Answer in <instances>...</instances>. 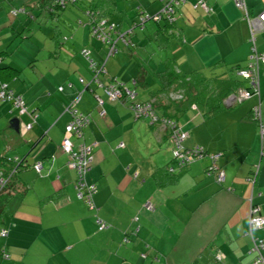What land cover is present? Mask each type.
<instances>
[{"label":"crops","instance_id":"obj_1","mask_svg":"<svg viewBox=\"0 0 264 264\" xmlns=\"http://www.w3.org/2000/svg\"><path fill=\"white\" fill-rule=\"evenodd\" d=\"M83 1L89 7L92 0ZM203 1L207 8L194 7L197 0L181 2L169 29L164 28L161 17L141 27L140 40L146 45L140 49L143 61L137 69L124 55L111 60L98 38L83 40L81 49L88 48L92 60L104 66L105 74L100 76L104 83H124L134 90L142 86V92L135 91V101L151 99L160 88L154 70H162L167 59L180 72L226 74L243 80L241 88H245L247 80L237 75L241 68L236 69L247 65L252 47L244 11L232 0ZM120 2L114 0L112 12L102 11V15L124 30L142 6L126 17L127 9H121L125 5ZM245 5L251 16L264 10V0H245ZM161 7L160 0H150L146 10L154 13L147 14L154 17ZM80 21L90 32L87 22ZM254 38L253 47L264 53V30ZM66 48L62 51L69 57L64 58L66 63L59 59L61 51L49 55L56 66L58 62L63 66L40 75L33 63L28 64L22 70L26 76H22L21 67L2 64L6 53L0 51L4 54L0 66L17 71L5 83L22 97L25 106L21 110L0 100V157H23L28 163L14 175L22 193L10 196L1 217L0 229L6 228L7 235L0 234V249L4 247L8 254L1 263L251 264L252 241L247 233L251 193L253 203L264 214V146L251 109L260 106L264 119V62L259 70L260 96L252 94L208 117L194 105L178 113V125L188 133L181 142L183 148L199 145L207 153H220L217 165L225 174L221 184L214 173H208L207 155L168 172L174 148L169 128L135 117L129 101L110 100L103 87L90 82L89 92L83 91L76 105L89 119L83 139L78 141L96 142L85 177L95 186L94 208L90 209L75 195L77 173L69 166L60 143L71 118L65 107L84 88L78 79L88 82L92 72L81 53L72 46ZM140 68L146 71L145 84L134 83ZM96 96L103 100L101 105ZM157 110L158 115L176 112L170 106ZM99 111L104 114L100 116ZM13 116H23L25 125L30 123L29 128L24 126L25 136H17L9 128ZM38 162L43 167L40 173L33 168ZM257 166L252 183L249 176ZM99 220L105 228H98ZM253 234L264 238V227ZM217 253L223 255L221 260L215 258Z\"/></svg>","mask_w":264,"mask_h":264},{"label":"built area","instance_id":"obj_2","mask_svg":"<svg viewBox=\"0 0 264 264\" xmlns=\"http://www.w3.org/2000/svg\"><path fill=\"white\" fill-rule=\"evenodd\" d=\"M162 2V7L160 12H168L173 14L176 8L184 0H160ZM234 5L244 11V17L248 22L250 30L249 40L252 43L251 53L249 60L245 68L237 70V74L242 76L247 80V87L240 88L237 93L232 94L228 100V104L236 103L250 97L252 94H257L260 96L259 89V70L260 64L264 62V53H259L253 47L254 35L258 31L264 30V10L260 11L257 15L251 16L245 5V0H232ZM203 6L206 7V3L203 0H197L194 7ZM93 15V14H92ZM92 18V17H91ZM154 19L160 18V13L153 17ZM144 18H141V21ZM93 26V33L101 39L104 43L108 45L107 56H113L118 52L117 42L121 41L125 46L129 45V39L126 38L128 33H131L132 28L126 29V31L120 32L117 37H113V33L117 31V23L109 21L107 19L103 20H91ZM81 53L89 62V67L92 72V80L90 82H96L98 86L103 87L104 93L110 100H127L129 101V107L133 111L134 116L141 119H146L150 124L158 121L157 116L154 114L149 103L135 101L136 92L134 89L127 87L124 83L119 82H109L101 80L100 76L105 74V69L103 65L98 66L90 57V51L88 49H82ZM1 61V58H0ZM84 82L83 79H80ZM89 82V83H90ZM89 85V84H88ZM61 89V87H59ZM81 92L78 91L73 99L66 105L65 110L69 112L71 118L66 124L64 129L63 139L60 143V147L68 155V164L76 171V179L74 182L75 195L79 199H83L90 209L94 208V203L92 201V195L95 192V186L93 184L87 183L85 177L87 172L91 168L92 164V154L93 149L96 146V142L91 144H86L83 141H78L83 138L84 129L89 121L87 115L80 112L76 105L80 99ZM98 104L101 105L103 100L97 97ZM0 99L10 102L12 107L19 108L23 110L25 108L23 99L20 95L15 94L12 90L8 89L7 84L0 80ZM103 111H99V115L102 116ZM251 117L255 120L259 127V139L261 145H264V119L261 117L260 106H255L251 109ZM163 125L171 126L173 129L171 131V139L174 143V148L172 150V156L175 160L177 166L185 165L194 159H197L206 154V150L202 146H193L190 148H183L181 142L188 136V133L182 130L179 126L174 125V123L162 122ZM30 123L25 125V128H29ZM264 154V152H262ZM212 160V169L216 171L217 181L223 182L225 179L224 172L217 168L216 160L219 158L220 153H210L208 154ZM9 160L15 161V166L12 171L6 175L0 170V189L8 181V178L16 172L19 168L22 159L18 156L9 157ZM33 168L40 173L42 170V165L40 162L33 164ZM173 170V167L169 168ZM258 166L256 167L257 172ZM256 172L251 174L249 180L254 183ZM250 213H249V228L247 233L251 237L252 245L250 248V253L253 254L251 264H264V254H262V249H264V238H259L254 236L253 232L261 227H264V214H261L260 207L258 204L253 203V195L251 193L249 198ZM99 228H105V223L98 221ZM0 234L2 236L7 235V229L1 228ZM8 254L4 247L0 249V264L3 259H6ZM223 255L217 253L215 258L221 260Z\"/></svg>","mask_w":264,"mask_h":264},{"label":"trees","instance_id":"obj_3","mask_svg":"<svg viewBox=\"0 0 264 264\" xmlns=\"http://www.w3.org/2000/svg\"><path fill=\"white\" fill-rule=\"evenodd\" d=\"M77 1L78 0H35V1H32L31 3H28V4L27 3L20 4L18 10L22 11L23 13H26V15L31 17V18L34 17L32 14L33 11L36 12L37 16H41V15L45 14L49 18H55L60 14L61 10L67 8L68 6L75 5L77 3ZM114 4H115L114 0H92L91 5L84 9V13L87 17L86 22L90 26L89 28H90V32H91L92 36L98 38L96 36V34L93 33V26H92L91 20L92 19H94V20L107 19V17L103 16L102 13L107 12V14H110V12H112V8H110V5H114ZM161 4H162V2H161ZM105 5H107L106 11L103 10V7ZM14 10L15 11H13V14H16L17 13L16 9H14ZM142 13H143L142 10H141V12L138 13L140 16V21L138 22L135 19L130 24V26L128 27V28H132L131 33H128L126 35V38L129 39L130 41H129L128 46H125V45L124 46L130 50H132L136 46V43L132 38L134 28H136L137 26L142 27L146 23L147 20H154L152 15L149 16L146 13V15L143 17ZM142 17L144 19L141 21ZM160 17H161V19H163V21L165 20L164 28L169 29V25L171 24L172 19H173L172 14L162 11V12H160ZM107 20H109V19H107ZM81 22L82 21H80L79 23L81 24ZM123 31H126V29L122 30L120 27V24H117V31L115 33H113V37H117L120 34V32H123ZM165 32H166V30H165ZM99 40H101V39H99ZM120 42L121 41H118L117 45ZM82 49H88V48H82ZM81 50H80V53H81ZM2 55H4L3 52H0V58H1L0 64L2 63V59H3ZM242 67L245 68L244 66H242ZM242 67H238L236 69H239ZM231 70H233V69H231ZM16 72L17 71L15 69H12L11 67H8V66H2L1 67L0 66V80L2 82H5L9 77H11L12 74H14ZM145 73H146L145 69L140 68V73H139V75H137L135 77L134 83L136 82V83L145 84V80H144ZM154 75L161 82L160 88L156 92L152 93L151 99L146 100V101H139V102H146V103L150 104L151 109L153 110L154 114L157 116V119H158L157 122L151 123V124H160V125L165 120L166 122L171 121V123H174V125L179 126L178 122H177L178 113L185 111L187 108H189L192 105H194L196 108L203 111L204 115H206L207 117L212 116L215 113L221 111L226 106L227 107L233 106L234 103L228 104L227 100L232 94L238 92V90L242 86V83L244 82L243 80H241L239 78H236V77L233 78V77L227 76L226 74L205 75L202 72L183 73V72H180L176 69V66L173 64V62L170 59H167L165 61L164 67L162 70H154ZM243 79H245V78H243ZM8 89H10V88L8 87ZM160 97H162V98L164 97L166 99V102H164L165 104L162 102V99ZM1 101H4V100H1ZM4 102H7V101H4ZM8 103H10V102H8ZM10 105H11V103H10ZM160 106H162L164 110L167 109L169 106L173 107L176 112L174 114H170V113L166 112L163 115H158L157 109ZM167 127L169 128V131L171 133L173 128L170 125ZM262 146H264V145H261V147ZM208 154H210V153L206 152L205 155H207L209 157ZM205 155H203V156H205ZM203 156H201V157H203ZM201 157H199V158H201ZM8 158L9 157L5 156V155H2L0 157V162L2 165L0 167V170L3 171L4 173H6V175H8L12 171L13 167L15 166V161L9 160ZM199 158H197V159H199ZM20 159H22V163L20 165H22L23 167L28 166L27 165L28 163H26V160H24L23 157H21ZM197 159H194L193 161H195ZM172 160L173 161H172L171 165L167 168L168 172H170V173H173L174 171L181 169L184 166L193 162V161H191V162L179 167L176 165L175 160L174 159H172ZM215 163L217 165V160ZM22 166L17 168L16 172H14L8 178V181L6 182V184L3 186V188L0 189V221H1V217L3 215V212L6 210L7 201L9 200L10 196L12 194H15V193H22L21 189L19 188V185L18 184L16 185L14 182V175L17 173L18 170H21ZM170 167H173V170H170L169 169ZM217 168L223 171V169L220 168L219 165H217ZM255 172H256V167L252 171L251 174H253ZM208 173H214L216 176V171L212 169V160L211 159H210V165H209ZM224 176H225V174H224ZM216 178H217V176H216ZM223 182H220V184ZM98 228H99V225H98ZM101 229H103V228H101Z\"/></svg>","mask_w":264,"mask_h":264},{"label":"rangeland","instance_id":"obj_4","mask_svg":"<svg viewBox=\"0 0 264 264\" xmlns=\"http://www.w3.org/2000/svg\"><path fill=\"white\" fill-rule=\"evenodd\" d=\"M32 1L35 0H0V51L6 53L5 59L2 64L8 63L16 68L21 67L20 69L22 72V76H26V73L22 70L24 69L25 71L26 67H28L27 65L33 63V65L36 67V73L41 75L42 73H45L47 71L51 72L53 69L63 66L61 65V62H58L59 65H55V58H49L50 52H52L53 55H56L59 54L60 51L61 53L62 51L66 52V47L72 46L75 52L80 53L79 51L81 49L83 40L92 38L95 41H98L96 40V37L92 36V34L88 32V26L87 28H84L81 24H79V20H87V17L84 13L86 5L83 0H78L75 5L68 6L67 8L61 10L60 14L55 18H49L45 14L37 16L35 11L32 12L34 17L31 18L27 16L26 13L18 10L20 4H28ZM148 2H150V0H121L119 4L122 6L125 5L121 9H127V14L124 15L126 17L128 15V12H136V8L138 6H142V15L145 16L146 13H154L148 12L146 10ZM5 4L6 8H3ZM131 4H134V6L131 7ZM151 4L152 3H149V6ZM14 9H16V14H13V11H15ZM115 14L119 15V13L117 12H115ZM134 18H136L138 22L140 21V16L137 15V13H134ZM146 23L150 25L151 23H154V21L147 20ZM133 31L134 32L132 38L136 43L135 48L130 50L128 48H125L122 42H120L118 44V52L110 57V59L112 60L114 56L124 55V59L126 57L128 63L132 66L135 65V68L137 69V65L140 64L141 61H143V55L139 54L141 53L140 49L143 45H146V43L142 44L143 41L140 40L141 36L139 34L143 31L140 26L134 28ZM101 46L103 47V51L107 50L106 52H108V45L106 43H101ZM104 46L106 47V49ZM148 46L153 50L155 49L152 44H148ZM99 50L101 51V48ZM81 55L83 56L82 53ZM64 58L69 59L68 56L62 53V56L59 59L65 62ZM85 61L86 65L88 66V60ZM50 66L56 67H52L51 69H49ZM132 66L130 67V69L132 68ZM78 80L84 87L79 91L81 93L83 91L89 92L86 88H88V84L92 80V73L91 78L88 82H81L80 79ZM93 84L94 86H97L96 82H94ZM132 88H134V86ZM135 91L140 93L143 91V87L137 85ZM22 117L23 116H19L20 126L17 136L24 135V133L27 131L24 128L25 121ZM24 136L23 139L25 138ZM29 162H31V158H29Z\"/></svg>","mask_w":264,"mask_h":264},{"label":"water","instance_id":"obj_5","mask_svg":"<svg viewBox=\"0 0 264 264\" xmlns=\"http://www.w3.org/2000/svg\"><path fill=\"white\" fill-rule=\"evenodd\" d=\"M150 19V18H149ZM152 19V18H151ZM19 118L18 116H13L9 119V128L14 130L15 132L19 133Z\"/></svg>","mask_w":264,"mask_h":264}]
</instances>
